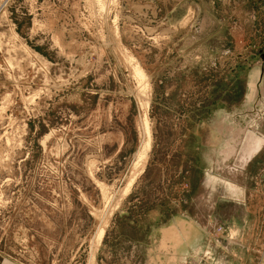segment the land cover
I'll use <instances>...</instances> for the list:
<instances>
[{"label":"rangeland","instance_id":"rangeland-1","mask_svg":"<svg viewBox=\"0 0 264 264\" xmlns=\"http://www.w3.org/2000/svg\"><path fill=\"white\" fill-rule=\"evenodd\" d=\"M101 1L0 0V260L89 264L95 251L93 264H255L264 144L244 164L264 139V0ZM135 64L151 139L138 168ZM243 196L255 221L227 202ZM176 215L208 230L205 254L183 256L185 243L164 254Z\"/></svg>","mask_w":264,"mask_h":264},{"label":"crops","instance_id":"crops-1","mask_svg":"<svg viewBox=\"0 0 264 264\" xmlns=\"http://www.w3.org/2000/svg\"><path fill=\"white\" fill-rule=\"evenodd\" d=\"M196 8H197V10L198 11H203V8H202V6L201 7H199L198 5H196ZM195 32L197 33H202V32H204V29L200 26V27H197V28H195ZM257 75L254 73V74H252L251 75V78H250V82H251V85H250V87L251 86H255L256 85V83L257 82H255L256 80H257ZM243 137H244V139H243V143H246V141H247V134H244L243 135ZM259 139V138H258ZM261 140H263L262 141V143H261V145H260V148H258V150L256 151V152H254L253 154H251V157L249 158V159H247V161H246V163L244 164V167L246 166V165H248V164H250L252 161H253V159H256V158H258L257 156L260 154V152H261V148H262V146H263V144H264V139H261ZM234 166V165H233ZM244 167H240V170L242 171L243 170V168ZM235 170V169H234ZM207 175V174H206ZM253 176V175H252ZM204 177H205V174H204ZM210 179V177L209 176H207L206 178H205V180H209ZM229 188V190L231 191V189H232V186H230V187H228ZM235 189V192H238V190H240V189H236V188H234ZM252 189V188H251ZM246 186L243 188V189H241L240 191H242L243 192V194L244 195H246ZM229 195H231L232 196V194H230L229 193ZM242 196V195H241ZM241 201L242 202H240V203H235V201H233V200H231V199H229V200H227V202H233V204H235V205H239V206H241V207H243L244 209H245V212H246V216L248 217L249 215V217H252L253 219H254V221H255V218L257 217L256 215H257V212H254V213H252V210H250V208H248L247 207V201H246V198L243 196V199H241ZM261 210H262V215H260V213H261ZM156 213V212H155ZM258 218L256 219V223H257V225L258 226H255V230L252 232L253 233V235L255 236V239L256 240H258V241H262V239H264V237H263V230H262V225H264V208H261L260 209V211L258 212ZM157 216L158 217H156L153 221H154V223H157V220H159L161 217H162V215L158 212L157 213ZM256 216V217H255ZM183 221H185V222H187V223H191L192 224V230H194V232H191V235H188V231L186 230V229H183L182 230V226H183V228L184 227H186L185 226V224L183 225ZM189 221V220H188ZM188 221H186V220H184V218L181 216V215H176L174 218H172V220L169 222V224H167V225H169V226H167V227H173V233H175L176 234V236H174V237H176V240L177 241H175V242H170V241H168L167 240V242L165 241V239L163 238V229H162V231H161V234H160V237H159V242H160V246H161V244L163 243V241H165V244L163 243L162 244V246L164 245V248H166L167 246H168V244L170 245L169 247H173L175 244L174 243H176V247L174 246V250H171V252H173V253H164L166 256L167 255H171V256H176V252H178V250H179V246H180V244H186L185 245V249H182V251H184L183 252V256H187V257H190V256H195V255H201V254H205V252H207V250L205 251V250H203V252H202V249H201V242H202V240L203 239H205V238H207L208 237V230L207 229H203L196 221H194V220H190V222H188ZM254 222V223H255ZM186 223V224H187ZM254 223H253V227H254ZM195 226H197L199 229H197ZM166 227V228H167ZM166 228H164V229H166ZM259 228H260V230H259ZM175 229V230H174ZM188 229L190 230V228L188 227ZM238 230H242L241 228H239ZM177 231V232H176ZM181 231V233H184L183 235L185 236V237H187L185 240H184V238H183V236H182V234L181 233H179V235H181V236H178V232H180ZM249 232V231H248ZM252 235V234H251ZM246 236H247V233H246ZM180 239V240H179ZM247 239V238H246ZM179 240V241H178ZM248 240V239H247ZM211 241V240H210ZM209 241V242H210ZM255 245L256 246H258V244L257 243H255ZM240 248L241 249H239V250H237V251H239L240 253L241 252H243L244 253V255L245 256H247V255H249L250 253H251V250H252V248H251V246L249 245H247V244H241L240 245ZM204 249V248H203ZM165 251V250H164ZM240 253H238L239 255H240ZM184 254H186V255H184ZM259 256L258 255H255V256H253V257H255V264H264V247L263 246H261V251L259 252ZM228 255H229V257H230V252L228 251ZM252 259V258H251ZM232 260V259H231ZM231 260H229V261H231ZM233 260H234V256H233ZM229 261H226L227 262V264H232V262H229ZM183 262V261H182ZM234 262H236V260H234ZM237 263V262H236ZM0 264H15V263H12V262H10V261H7V260H5V259H2V260H0ZM182 264V263H181ZM238 264H250V263H247V260H244V263L242 262V261H239L238 262Z\"/></svg>","mask_w":264,"mask_h":264},{"label":"bare ground","instance_id":"bare-ground-1","mask_svg":"<svg viewBox=\"0 0 264 264\" xmlns=\"http://www.w3.org/2000/svg\"><path fill=\"white\" fill-rule=\"evenodd\" d=\"M97 3H99V7H101V8L104 5L101 0H98ZM114 34H116V33H114ZM124 55H125V57H127L128 54L127 55L124 54ZM130 58H131V60L133 59L131 56H130ZM132 62H134V61H132ZM132 70H133L132 73H133V76H134L133 78L136 79V81L138 83V86L140 85L141 88L143 87V89H142V100H141L140 106L143 109V111L145 112L144 117L142 119V122H141V120H140V122H141V128H142V132H143L142 136L144 135L146 140H144V142L141 143L140 148L138 147L139 150L136 151L137 153L135 154V158H134L135 160H134V167L133 168H138L143 163V161L146 159L147 154H148V152L150 150V146H151L150 145L151 144L150 143L151 139H150V132H149L150 127L148 125V120H147V115H146V111H147V108H148V105H149V98H148V94H147L149 91H148V85H147L146 76L143 73V71L140 69L138 64H135V66L133 67ZM133 181H134V177H132L131 180L129 181V183L127 184V187L125 188V191H124L123 195H126V193L128 192L129 188L131 187ZM102 219H104V218H102ZM100 224H101V222H100ZM100 224H99V227L97 228V230H96V232L94 234L93 240H92V243H93L92 245H96V247L101 243V241L103 239V236L105 234V228H106L107 221L106 220H102V224L101 225ZM182 230H183V226H182ZM174 236H176V234L173 233V230H171V229H166L163 232V238L165 239L166 242H167V240L170 241V242L177 241L176 237H174ZM178 236H179V234H178ZM165 241H163L164 244H165ZM174 244H175L174 246L176 247V243H174ZM92 251H94V250H92ZM94 253H95V251L92 252V254L90 256L89 264H93L94 263V257H95Z\"/></svg>","mask_w":264,"mask_h":264},{"label":"built area","instance_id":"built-area-1","mask_svg":"<svg viewBox=\"0 0 264 264\" xmlns=\"http://www.w3.org/2000/svg\"><path fill=\"white\" fill-rule=\"evenodd\" d=\"M221 232V227H219L217 230H216V234H220Z\"/></svg>","mask_w":264,"mask_h":264}]
</instances>
